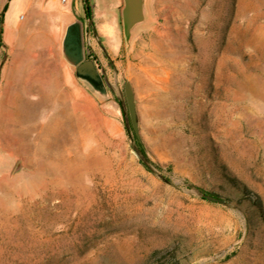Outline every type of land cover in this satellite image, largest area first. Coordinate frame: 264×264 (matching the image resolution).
<instances>
[{
	"label": "rangeland",
	"instance_id": "1",
	"mask_svg": "<svg viewBox=\"0 0 264 264\" xmlns=\"http://www.w3.org/2000/svg\"><path fill=\"white\" fill-rule=\"evenodd\" d=\"M147 6L126 48L122 0H0V264H264V0ZM71 20L107 99L61 56Z\"/></svg>",
	"mask_w": 264,
	"mask_h": 264
},
{
	"label": "water",
	"instance_id": "2",
	"mask_svg": "<svg viewBox=\"0 0 264 264\" xmlns=\"http://www.w3.org/2000/svg\"><path fill=\"white\" fill-rule=\"evenodd\" d=\"M147 1L148 0H122L120 18L126 48L130 46L134 32L142 27L147 21ZM60 52L64 61L74 68V76L79 81L86 83L99 97L103 99L108 98L107 89L102 76L98 72L94 62L91 59L86 58L84 48V29L83 23L80 20H74L65 25L60 42ZM123 97L125 112L120 103L117 104L113 101H108L107 103L116 110H120L123 116L125 114L134 136L145 150L140 139L136 102L129 81H125L123 84ZM202 197L215 200L207 195H202Z\"/></svg>",
	"mask_w": 264,
	"mask_h": 264
},
{
	"label": "trees",
	"instance_id": "3",
	"mask_svg": "<svg viewBox=\"0 0 264 264\" xmlns=\"http://www.w3.org/2000/svg\"><path fill=\"white\" fill-rule=\"evenodd\" d=\"M7 10V6L5 8V11ZM84 12H85V15L88 19L91 18V12H90V8L86 2V6L84 8ZM124 120H125V130L127 132V134L129 135L130 137V140H131V143H132V148L134 149V151L136 152V154L138 155V159H139V163L146 169V170H149V163H150V160L147 156V153L146 151L142 148V146L140 145V143L138 142V140L136 139V137L134 136L130 126H129V123H128V120L124 114Z\"/></svg>",
	"mask_w": 264,
	"mask_h": 264
},
{
	"label": "crops",
	"instance_id": "4",
	"mask_svg": "<svg viewBox=\"0 0 264 264\" xmlns=\"http://www.w3.org/2000/svg\"><path fill=\"white\" fill-rule=\"evenodd\" d=\"M10 2H20V1H29V0H9ZM49 1V3H51V1H53V0H48ZM60 2L62 3V4H67V7L69 8V7H71L73 4H75L76 5V2H77V0H64V2H62L61 0H60ZM23 6H29V3H26V4H24ZM8 9V8H7ZM7 11V10H6ZM71 21H74V20H71ZM71 21H69L68 23H70ZM67 23V24H68ZM66 24V25H67Z\"/></svg>",
	"mask_w": 264,
	"mask_h": 264
},
{
	"label": "bare ground",
	"instance_id": "5",
	"mask_svg": "<svg viewBox=\"0 0 264 264\" xmlns=\"http://www.w3.org/2000/svg\"><path fill=\"white\" fill-rule=\"evenodd\" d=\"M147 60H148V59H147ZM147 60H146V61H147ZM48 83H49V82H48ZM47 86H48V85H47ZM73 108H77V106H76V105H73Z\"/></svg>",
	"mask_w": 264,
	"mask_h": 264
},
{
	"label": "built area",
	"instance_id": "6",
	"mask_svg": "<svg viewBox=\"0 0 264 264\" xmlns=\"http://www.w3.org/2000/svg\"><path fill=\"white\" fill-rule=\"evenodd\" d=\"M62 2H64V0H61Z\"/></svg>",
	"mask_w": 264,
	"mask_h": 264
}]
</instances>
